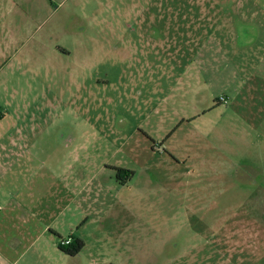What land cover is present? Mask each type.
Segmentation results:
<instances>
[{"label": "rangeland", "instance_id": "obj_1", "mask_svg": "<svg viewBox=\"0 0 264 264\" xmlns=\"http://www.w3.org/2000/svg\"><path fill=\"white\" fill-rule=\"evenodd\" d=\"M0 43L19 264H264V0H0Z\"/></svg>", "mask_w": 264, "mask_h": 264}, {"label": "crops", "instance_id": "obj_2", "mask_svg": "<svg viewBox=\"0 0 264 264\" xmlns=\"http://www.w3.org/2000/svg\"><path fill=\"white\" fill-rule=\"evenodd\" d=\"M1 51L4 54V49L1 48ZM20 131L19 129L13 132L9 131V135H6L7 139L0 141L2 145L6 144L2 146L4 156L0 163H9V160H12L10 163L17 165L24 159L25 154L29 155L26 152V148L21 149L20 147L22 143L27 144L31 141L19 140L16 132L20 134ZM29 132L33 133L34 129H30ZM10 148L13 150L12 152L9 151ZM49 175L50 179L57 180L54 169L51 168ZM63 184L67 186L68 183ZM54 186L55 184L49 183L48 187L54 188ZM40 224L36 223L34 217L22 204H0V264H19L22 254L35 246L45 233L46 226L42 223ZM69 236L74 235L70 234Z\"/></svg>", "mask_w": 264, "mask_h": 264}, {"label": "trees", "instance_id": "obj_3", "mask_svg": "<svg viewBox=\"0 0 264 264\" xmlns=\"http://www.w3.org/2000/svg\"><path fill=\"white\" fill-rule=\"evenodd\" d=\"M222 104V102H221ZM122 172H128L124 170H120ZM71 244L68 246H64L62 242L64 241L62 239L61 243L59 244V250L64 253L65 255L74 257L77 256L85 247V243L82 239L77 238L75 236H70Z\"/></svg>", "mask_w": 264, "mask_h": 264}, {"label": "flooded vegetation", "instance_id": "obj_4", "mask_svg": "<svg viewBox=\"0 0 264 264\" xmlns=\"http://www.w3.org/2000/svg\"><path fill=\"white\" fill-rule=\"evenodd\" d=\"M120 170L128 171V170L125 169V168H117L116 171H117L119 177L123 175V176H127V177L130 178V175H131V172H130V171H128V172H122V171H120Z\"/></svg>", "mask_w": 264, "mask_h": 264}, {"label": "built area", "instance_id": "obj_5", "mask_svg": "<svg viewBox=\"0 0 264 264\" xmlns=\"http://www.w3.org/2000/svg\"><path fill=\"white\" fill-rule=\"evenodd\" d=\"M220 102H222V103H227V100H226V98H222ZM62 244H63L64 246H68V245H70V244H71V239L69 238V239H67V240H64V241L62 242Z\"/></svg>", "mask_w": 264, "mask_h": 264}]
</instances>
